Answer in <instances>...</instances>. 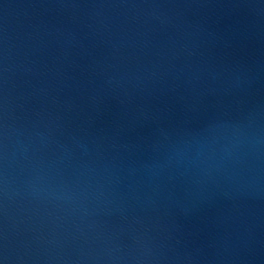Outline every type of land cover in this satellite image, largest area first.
Masks as SVG:
<instances>
[{
    "label": "water",
    "instance_id": "1",
    "mask_svg": "<svg viewBox=\"0 0 264 264\" xmlns=\"http://www.w3.org/2000/svg\"><path fill=\"white\" fill-rule=\"evenodd\" d=\"M0 264H264V0H0Z\"/></svg>",
    "mask_w": 264,
    "mask_h": 264
}]
</instances>
